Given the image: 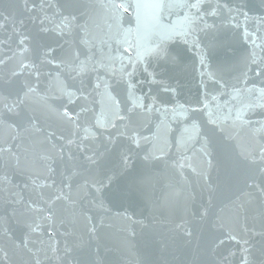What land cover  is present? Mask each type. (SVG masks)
<instances>
[{
  "label": "snow or ice",
  "instance_id": "6c2138e0",
  "mask_svg": "<svg viewBox=\"0 0 264 264\" xmlns=\"http://www.w3.org/2000/svg\"><path fill=\"white\" fill-rule=\"evenodd\" d=\"M28 3L53 42L0 13V264H108L112 252L114 264H264L253 243L264 240V120L247 116L264 108V29L245 28L251 50L236 57L209 18L249 17L224 0ZM216 47L225 61L213 67ZM189 51L202 97L181 103ZM140 74L169 98L138 94ZM96 96L107 112L93 123ZM166 170L174 179L157 194ZM226 241L236 249L217 258Z\"/></svg>",
  "mask_w": 264,
  "mask_h": 264
},
{
  "label": "water",
  "instance_id": "95a60500",
  "mask_svg": "<svg viewBox=\"0 0 264 264\" xmlns=\"http://www.w3.org/2000/svg\"><path fill=\"white\" fill-rule=\"evenodd\" d=\"M225 3L232 9H237L240 12H247L249 19L245 22L243 16H238L237 20L239 22L238 27H233L230 22L225 21L223 18H209V22L211 23L213 19H215V23L217 25V30L214 33L217 37H219L223 43L230 44L232 47L229 49V52L231 53L233 50H235L236 57L246 55L251 50L250 46L246 44L243 40V30L247 28L249 31H255L258 27L264 29V24H261V21H264V0H224ZM59 3L63 4L64 0H59ZM35 4V7L39 8V0H29L28 8H32ZM53 4L57 5V0H53ZM25 4L24 0H0V13L3 14L4 17H7V24L10 26L12 23V20H15L17 26L19 27L20 22L23 21V27L24 29L29 32L33 36H37L38 38H42V42H48L52 43V37L48 36L47 34L39 33V24L38 22H33L31 19H29L30 13L25 12ZM99 23L101 25L105 24L106 21L101 16ZM127 27V24L124 25ZM9 34V29L6 28L2 33H0V36H7ZM262 35H264V31L261 32ZM55 46V45H53ZM181 50H183V45L179 46ZM7 52V49L4 50ZM236 57H233V60H235ZM225 57L223 56V52L221 48L216 47L213 48L210 51L209 54V63L216 67L217 65H220L224 63ZM198 63L196 60V57L192 52H186L185 53V64L187 66V71L182 74L179 78V85H178V95L174 97L173 99H178L181 103H195L198 98L202 97V90L199 86V76L198 73L194 70V64ZM160 71H163V69H159ZM232 76L239 74V68H233L232 70ZM251 75V74H250ZM139 80L143 81L138 85L139 92H143L145 94L148 93L149 89H151L152 95H158L162 99H168L169 94L163 93L157 85L150 84L144 77L143 74H140L137 77ZM228 77H226L227 79ZM255 82L256 87H260V80L259 78H256L254 76H251L250 79V85L252 82ZM91 82H95V76L93 75L91 77ZM66 83H75L76 87H81L79 81L71 82L66 81ZM174 86L176 85V82L173 81ZM85 87H88V81H85ZM43 87V85H42ZM113 87L116 88L117 92L120 93L121 98L125 95L124 89L119 84H113ZM210 88L213 86L210 84ZM90 90V89H89ZM91 99V98H90ZM255 99V98H253ZM60 101L56 100L53 104V107L55 104H59ZM71 107H76V105H72ZM89 107L94 108V111L92 114H90V119L94 123V117L100 116L101 112H107V102L102 101L100 96L95 97V104H90ZM248 118L251 119L253 122L256 121H262L264 120V108L255 107L254 109L250 110L247 114ZM53 127H57L56 123L53 122ZM180 130H183V124L179 125ZM174 135H178L174 131ZM192 156V164L196 167L199 166L200 161L199 157L195 153L190 154ZM137 164L140 163L139 158L136 160ZM163 168V166H160ZM185 174L187 177H189L193 182L195 181L196 177L195 174L192 172L191 169H185ZM15 182L17 184H20L21 187L23 186L24 177L22 176H16ZM174 179L173 173L171 170H166L163 172V174L160 176L161 184L157 185V194H159V191L163 187L164 184H167L169 180ZM182 186V185H181ZM180 187H177L176 191H179ZM27 195V193L25 194ZM225 195H228L226 193ZM6 204H0V209L6 208ZM143 205H141V208ZM141 208H137L136 211H141ZM118 209L113 208L112 211L115 213ZM131 211V210H130ZM145 215H148V212H145ZM117 226L119 225V220L116 221ZM13 228L16 231V236L19 237L22 235L19 228H16L15 225H13ZM111 231V230H108ZM216 236H222L221 233L217 232L215 233ZM209 239L207 233L202 237L203 241H207ZM253 243L256 246V249H259L261 247H264V240H261L259 237L254 238ZM236 245L232 242L226 241L224 245L220 246L219 249H217V258L227 255L230 250H235ZM149 258L155 259L156 257L152 255L151 253L147 254ZM108 264H114V262L117 260V254L112 252L108 254L107 257ZM232 264H238V256L235 258H231ZM15 264H21V261L17 257L15 259Z\"/></svg>",
  "mask_w": 264,
  "mask_h": 264
}]
</instances>
